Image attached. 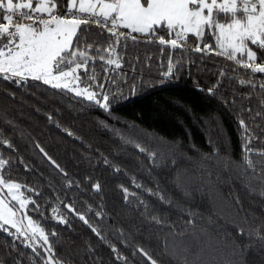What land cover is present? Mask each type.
I'll list each match as a JSON object with an SVG mask.
<instances>
[{
    "label": "snow or ice",
    "instance_id": "obj_1",
    "mask_svg": "<svg viewBox=\"0 0 264 264\" xmlns=\"http://www.w3.org/2000/svg\"><path fill=\"white\" fill-rule=\"evenodd\" d=\"M141 45L158 49L159 57L126 58L129 49ZM213 57H223L231 66H219L212 73L216 82L206 89L198 82L195 86L213 98L219 96L236 117L239 162L233 158L231 138L215 117L206 121L211 151L192 145L195 157L179 142L134 123L124 121L126 128H117L97 120L98 128L117 138L122 151L114 150V155H129L132 147L136 171L152 182L151 187L99 149L93 156L91 143L45 113L49 124L87 149L81 157L88 170L73 176L35 137L0 113V125L19 133V144H27L29 154L49 173H38L0 128V234L7 238L0 245V264H65L56 253L59 233L46 232L42 222L70 225L69 218L79 219L110 249L111 264H249L253 251L260 253L257 264H264V216L244 206L245 199L264 204V0H0V83L25 91L34 88L62 102L70 99L79 105H69L75 111L97 109L112 118L115 104L131 99L137 89L157 86L144 78L154 63L158 86L163 87L178 82L186 68L189 76L193 66L198 73L212 71L205 62L215 64ZM225 81L248 93L237 94L233 87L231 99L223 96ZM20 166L38 174L54 193L53 216L46 217V208L32 198H42L43 192L13 178ZM100 166L110 177H125L128 183L110 187L96 174ZM156 171L167 177V187L153 175ZM108 192H115L123 207L137 210L139 219L130 224L131 231L108 223ZM135 235H143L145 243L134 241ZM82 251L79 264H105L90 242Z\"/></svg>",
    "mask_w": 264,
    "mask_h": 264
},
{
    "label": "trees",
    "instance_id": "obj_2",
    "mask_svg": "<svg viewBox=\"0 0 264 264\" xmlns=\"http://www.w3.org/2000/svg\"><path fill=\"white\" fill-rule=\"evenodd\" d=\"M95 31L96 29L93 28V32ZM190 43L192 42L190 41ZM148 56L159 57L158 49L146 48L141 45L139 48L129 49L126 58L135 60L138 57L140 61H144ZM213 60L216 61L215 64L212 61L205 62V66L212 71L198 73L195 70V66H193L191 76H189L186 68L178 74V82L165 84L163 87L158 86L157 70L154 63L151 72L144 71V78L146 82L157 86L137 89L136 94L131 99L115 104L112 118L106 117L102 111L97 109H89L87 112L75 111L69 105H75L76 108L79 105H76L70 99L63 102L60 99H50L48 94L36 91L34 88L25 91L7 83H0V113L14 120L17 126L32 137H35L73 176L80 177L84 171L88 170V165L83 162L81 157V153L86 152L87 149L79 142L67 137L55 125L49 124L45 113H52L62 126L70 128L86 142L91 143L94 149L92 152L93 156L98 155L95 149H99L110 159L124 166L130 176L137 175L139 180L151 187L152 182L145 175H141L136 171L139 168V164L133 158L132 147L129 146L127 149L129 155H125L123 152L119 156L114 155V150L122 151L119 143H117V138L98 128L97 120H107L109 124H115L117 128H126V125L122 123L124 121L134 123L147 132L163 137L167 141L179 142L187 155L195 157L196 153L192 145H195V148L202 152L211 151L207 143L208 125L206 121L215 117L231 138L232 155L239 162L241 151L235 130L236 117L228 107L224 106L219 96L213 98L205 92L198 91L195 86L198 82L199 87L206 89L216 82L217 76L212 73L219 66H231V62L225 61L223 57H213ZM156 63H159V59L156 60ZM146 67L145 65V69ZM96 71L100 76L104 75L103 70L99 67H97ZM125 71H129V69H125ZM228 74H232L230 70ZM233 87L236 88L237 94L248 93L247 89L239 87L235 82L229 83L225 81L221 94L231 99ZM124 91L127 93L128 89L125 88ZM34 92L35 96L33 95ZM9 94H14V96H9ZM36 96L40 97L39 101ZM41 101H47V103H42ZM37 108H40L41 111L37 112ZM57 109H59V112L56 111ZM211 126L212 131L215 132V120L212 121ZM0 128H3L7 135L17 142L22 158L28 160L38 170V173L42 172L47 177L49 175L47 168L41 165L36 157L29 154L27 151L29 146L27 144H19V133L14 135L3 125H0ZM139 159L142 160L143 157H139ZM65 161H67L66 164ZM144 163L147 165L148 161L145 160ZM164 171L167 170L165 169ZM96 174L101 180H108L110 187H114L118 182L128 183L125 177H120L119 180L110 177L109 170L103 168V166L96 169ZM12 175L18 182L25 184L27 188L43 192L42 198L35 196L32 198L37 199V203L46 208L44 213L46 217L53 216L52 208L56 207L55 201L52 200L54 193L45 185L43 179H40L38 174L28 173L23 166L14 169ZM153 175L167 187L165 183L167 177L165 175L159 171L153 172ZM56 182L58 183V181ZM129 187H131L130 184ZM237 191H240L239 188ZM240 194L244 198V193L241 192ZM25 195H29V193L25 192ZM144 196L150 203H154V198L147 196V194H144ZM105 200L107 202V210L111 213L108 223L131 231L130 224L135 223L139 219L135 207H123V201L115 192L106 193ZM48 204H51L52 207H47ZM244 206L258 217L264 216V204L259 199L251 202L245 199ZM117 212L120 215H117ZM69 219L71 220L70 225L58 224L55 220L42 222L46 232L57 231L59 233L60 243L56 247L58 258L64 261L65 264H79V257L84 255L82 251L84 244L85 242H90L96 247L97 253L102 256L105 264H111L110 249L101 244L79 219ZM6 239V236L0 234V245H4ZM109 239L117 247H120L122 251H125L126 255L128 254L114 237L110 236ZM133 240L145 243L143 235H135ZM21 251L30 253V250L21 249ZM259 255L258 251L249 253V264H257ZM28 258H31L30 255ZM86 260L87 258L85 257Z\"/></svg>",
    "mask_w": 264,
    "mask_h": 264
}]
</instances>
